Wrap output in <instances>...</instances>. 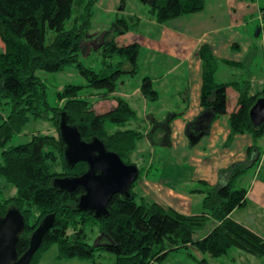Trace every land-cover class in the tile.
Returning <instances> with one entry per match:
<instances>
[{"label":"trees","instance_id":"1","mask_svg":"<svg viewBox=\"0 0 264 264\" xmlns=\"http://www.w3.org/2000/svg\"><path fill=\"white\" fill-rule=\"evenodd\" d=\"M98 1L0 0V179L6 183L0 186V216L13 207L24 217V227L15 244L18 257L28 248L31 234L48 215L54 216L53 224L43 234L29 264H39L42 253L52 245H56L60 259L94 261L96 252L105 250L113 254V264H152L164 259L170 251L187 248L212 258L223 257L232 248L264 257V239L229 216L245 203L246 190L238 187L236 179L259 160L257 152L251 159L252 165L235 163L222 172L224 182L201 190L204 211L199 215H184L138 198L132 188L140 177V169L136 181L129 187L130 196L113 195L107 204L106 217L95 218L76 207L83 193L81 188L68 193L52 185L56 177L79 176L87 169L84 162L69 167L64 160V145L58 130L62 113L68 124L77 127L82 140L100 139L107 150L115 152L126 164H134L128 154L143 137L136 129H121L136 115L125 99L113 96L116 105L97 113L86 95L81 94L82 89L91 88L95 90L91 96L107 99L115 92L121 76H134L138 71V44L118 46L115 42L118 35L128 31L124 18H116L111 30L89 34L92 7ZM141 1L149 5V14L158 24L204 8V0ZM96 38L99 39L96 47L102 48L104 59L98 71L83 66L79 59L84 45ZM199 56L203 110L197 122L187 125L190 144L208 132L215 118L227 112L226 88L229 84L215 80L218 60L206 45L199 49ZM111 57L119 61L107 63L106 59ZM68 66L76 67L85 84L64 85L55 92L57 104L50 106L48 85L36 72L57 73ZM234 86L237 108L229 114L230 132L225 145H229L235 135L243 133L250 134L257 142L264 137V124L254 127L249 109L259 97H264V87L251 95L249 79ZM140 91L147 101L158 98L147 77L142 79ZM170 117L154 125L152 133L148 134L152 141H158L155 135L168 127ZM30 118L50 120L57 136L32 134L29 142L5 149L7 142L22 131ZM114 126L116 128L110 131ZM254 148L249 149L250 156ZM59 163L62 172L54 170ZM11 187L15 188L12 195L9 194ZM210 223L209 231L202 237H194ZM92 225L98 227L101 235L95 245L86 243L82 233L83 227ZM69 229L74 233L68 234ZM198 263L207 264L205 259Z\"/></svg>","mask_w":264,"mask_h":264},{"label":"crops","instance_id":"2","mask_svg":"<svg viewBox=\"0 0 264 264\" xmlns=\"http://www.w3.org/2000/svg\"><path fill=\"white\" fill-rule=\"evenodd\" d=\"M102 1L104 0H99L96 4L102 5ZM235 1L204 0V8L201 11L175 18L165 24H158L153 18H146L145 22L153 31L143 34L128 30L118 35L115 38L118 46L138 44V71L134 76H121L115 92L107 99H112L113 96L121 97L134 111L133 104L142 109L139 115L135 111V117L129 122L130 129L142 132V138L146 141H149L148 134L152 133L154 125L166 121L171 116L168 127L155 135L158 139L155 144L159 147L158 173L165 180L152 183L145 178V194L153 195L155 200L141 196L164 208H172L184 215L201 214L203 207H198L193 213L188 207L177 204L190 203L192 197H196L197 202H202L204 194L201 190L206 186L214 187L224 182L222 172L235 163L252 165L251 159L257 152L259 160L236 179L237 184L239 179L247 177L244 185L246 188L237 184L246 190L245 203L235 208L229 216L264 239V137L254 142L248 133L237 134L229 145H225L230 132L229 114L237 108V91L234 84L249 79L251 95L264 87V7L258 4L248 6L246 1L242 0H238L236 5ZM104 10L108 13L116 12V15L125 12L124 0H116L105 6ZM129 17L134 20L133 26L140 25V17L132 13ZM247 18L256 22L258 36H252L245 29H241L245 26ZM203 45L208 46L218 60L215 80L229 84L226 95L230 94L233 101L230 106L227 99L226 114L215 118L210 123L208 132L190 144L186 135L187 125L197 122L203 110L200 105L202 61L199 56V49ZM220 65L226 68H221ZM64 70L57 73H65ZM221 71H226V74L222 76ZM138 73H142L139 83L136 80V84L124 89L127 78L132 79ZM36 74L38 75V71ZM244 75L246 78H243ZM145 77L150 79L153 89L157 92L158 98L154 101L156 104L148 105L150 101L141 94L140 85ZM112 100L114 107L116 102ZM147 143L152 146L151 142ZM254 146L250 156L249 149ZM177 161L182 163L178 164ZM153 162L151 160L148 166L140 169V174L142 172L146 175L150 172ZM183 171L186 173L183 174ZM250 198L252 207L249 206ZM256 261V264H264V257L257 258Z\"/></svg>","mask_w":264,"mask_h":264},{"label":"rangeland","instance_id":"3","mask_svg":"<svg viewBox=\"0 0 264 264\" xmlns=\"http://www.w3.org/2000/svg\"><path fill=\"white\" fill-rule=\"evenodd\" d=\"M116 0H104L102 1V5L95 4L92 7V16H91V25L89 29V34H93L98 32H103L106 30H111L113 28L114 20L116 18H124L128 25V30L130 32H142L143 34L147 31H153L152 28L145 22V19H151V15L149 14V5L142 3L141 0H124L125 3V12H120L118 15H116V12L108 13L104 10V7L107 5H111ZM246 1L247 5L250 6L253 4L259 5L260 7H264V0H242ZM239 3L238 0L235 1V4L237 5ZM130 13L140 17L142 21L140 22V25L138 27L133 26L134 20L129 17ZM245 26L241 29H245L248 31V33L252 36H255L256 31V22L250 20L247 18ZM99 38V37H98ZM99 42V39L96 38V40H90L86 45H84V48L82 51H80L79 59L83 66L85 67H91L95 71H98L104 64H103V56L101 53L102 48L97 46L96 43ZM1 46V42H0ZM112 59H106L107 63L114 64L116 61H119V59L115 57H111ZM221 68H226L223 65H220ZM114 68V66H112ZM144 71V69H142ZM222 70V69H221ZM229 70V69H224ZM65 73H47L44 71L39 72L38 75L45 80V83L48 85L47 89V100L50 106H55L57 104V97L55 92L62 89V87L66 84H73V85H82L85 84L84 79L81 77V75L78 73L75 66H68L65 68ZM222 76H224L226 71L222 73ZM142 73H138L135 77L132 79L127 78V83L124 87V89H127L130 86H133L137 83H139V79ZM243 78H246V75L243 76ZM221 79V78H219ZM221 81V80H220ZM224 81V80H223ZM231 90H234L232 87H230ZM95 90H92L91 88H84L81 91L82 95H86V98L88 101H90L96 112H104L114 105V102L112 99H107L105 101L99 100L96 96H91L92 93H94ZM228 104L232 106V97L230 94H227ZM157 102L150 101L148 102V105L150 104H156ZM4 108V106H3ZM133 108L138 113V115L141 113L142 109H140L136 104H133ZM2 111V110H1ZM131 121V120H130ZM116 127H111L110 131H113ZM125 128H131L130 122H128L124 127ZM32 134H50L53 136H57V131L55 128L54 123H52L50 120L47 119H33L30 118L29 121L24 125L22 128V131L14 135L5 145V149L19 145L24 144L30 141ZM149 138V137H148ZM147 142H151V145H148ZM157 142L152 141L149 138V141H146V139L142 138L139 139L136 143L135 149L128 154V159L134 163L138 167V169H143L144 167L148 166L150 161H154L153 165L151 166V171L148 172L146 175L140 174V177L136 181L134 187L132 188V191L137 195V197L144 196L146 199L149 200H155L153 195L148 196L145 194L147 193L144 189V179L146 178L149 182H157L160 183L165 178L161 176L159 173V168L157 166L158 164V150L159 147L155 144ZM169 160V159H165ZM182 161V160H180ZM166 164L168 161H164ZM178 164H181L182 162L177 161ZM180 168V167H179ZM54 170L56 172H62L61 164L57 165ZM159 172V173H158ZM182 172V171H181ZM186 171H183V174H185ZM248 176V175H245ZM244 178V177H243ZM245 177L243 180L239 179L237 181V184L245 185L246 181ZM241 180L243 182H241ZM244 183V184H243ZM6 183L3 179H0V186H5ZM257 185V184H256ZM255 185V186H256ZM254 186V188H255ZM245 188L247 186H244ZM15 193V188L11 187L9 194L12 195ZM249 200V206H253L252 199ZM138 201V198H137ZM186 206L189 208V211L195 213L196 210H198V207L202 209V202H197L196 197H192L190 203H184V204H177ZM200 209V210H201ZM212 223L208 224L205 229L202 231L196 233L194 235L195 238L202 237L209 229H211ZM80 228V227H79ZM68 234H73L74 230L69 229ZM82 233L85 235V242L89 245H95L101 236L99 233V229L96 225L87 226L82 228ZM81 233V234H82ZM258 257L249 255L247 253H244L240 251L239 249L232 248L228 252L227 255L220 257V258H212L209 257L207 254H203L198 252L197 250H194L193 248H187V249H179L170 251L164 259L161 261H155L152 264H202L198 263L199 260L205 259L207 264H256ZM101 263V264H113L114 262V256L108 251L105 250H99L96 252V255L93 260H79L76 258L72 259H60L57 257V247L56 245H52L48 250H46L44 253H42V256L40 258L39 264H95Z\"/></svg>","mask_w":264,"mask_h":264},{"label":"water","instance_id":"4","mask_svg":"<svg viewBox=\"0 0 264 264\" xmlns=\"http://www.w3.org/2000/svg\"><path fill=\"white\" fill-rule=\"evenodd\" d=\"M258 34L259 29L255 31V36ZM249 118L254 127L264 124V97H259L250 107ZM58 130L64 145L66 164L72 167L78 162H84L87 169L79 176L56 177L52 185L68 193L81 188L83 193L78 197L76 207L88 211L95 218L106 217L107 204L113 195L124 198L130 196L129 187L139 175L138 167L124 163L96 137L90 141L82 140L77 127L67 123L64 113L60 117ZM53 220L54 216L48 215L40 222L30 236L28 248L18 257L15 244L24 227V217L17 209L9 208L0 216V264H29Z\"/></svg>","mask_w":264,"mask_h":264},{"label":"built area","instance_id":"5","mask_svg":"<svg viewBox=\"0 0 264 264\" xmlns=\"http://www.w3.org/2000/svg\"><path fill=\"white\" fill-rule=\"evenodd\" d=\"M263 51H264V46H263ZM262 62H263V65H264V54L262 55Z\"/></svg>","mask_w":264,"mask_h":264}]
</instances>
